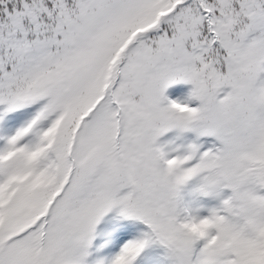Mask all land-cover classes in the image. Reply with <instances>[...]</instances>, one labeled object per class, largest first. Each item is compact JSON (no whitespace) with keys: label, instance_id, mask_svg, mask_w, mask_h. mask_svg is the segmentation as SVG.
Listing matches in <instances>:
<instances>
[{"label":"snow or ice","instance_id":"6c2138e0","mask_svg":"<svg viewBox=\"0 0 264 264\" xmlns=\"http://www.w3.org/2000/svg\"><path fill=\"white\" fill-rule=\"evenodd\" d=\"M0 264H264V0H0Z\"/></svg>","mask_w":264,"mask_h":264}]
</instances>
